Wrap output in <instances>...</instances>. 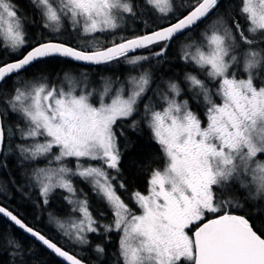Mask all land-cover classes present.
Masks as SVG:
<instances>
[{
    "label": "snow or ice",
    "instance_id": "obj_1",
    "mask_svg": "<svg viewBox=\"0 0 264 264\" xmlns=\"http://www.w3.org/2000/svg\"><path fill=\"white\" fill-rule=\"evenodd\" d=\"M29 3L42 29L51 33L59 34L67 22L79 35L95 40L94 34L108 33L113 39L107 46L87 47L59 39L31 42L28 17L14 0H0V50L17 57L0 61V84L13 83L11 90L0 93V170H7L8 158L18 154L17 166L26 181L16 186L11 178L0 183V192L8 191L9 182L17 191L33 188L46 206L55 189L64 190L71 213L67 218L49 213V224L81 247L90 244L89 234L119 233L122 264H264V233L234 211L251 203L257 215L264 212V83H255L264 75V47H259L264 44V0H240L238 16L221 11V0H182L179 6L173 0ZM149 9L159 14L154 30L144 21L143 33L132 29L130 36L122 34L129 18L136 21ZM29 22L36 24L35 19ZM174 41L178 58L193 69L183 76L191 94L186 99H179L185 88L173 78H161L152 88L153 72L143 67L153 60L155 67L166 63ZM56 59L95 66L123 62L141 70L125 81L102 76L101 87L83 72L78 78L65 73L66 87L64 81L50 83L45 74L31 80L21 76ZM201 104L206 124L193 108ZM9 115L16 123L6 126ZM121 121H130L134 132L141 125L147 128L164 157L163 170H151L147 195H132L138 211L117 190L125 189L119 179V138L125 132L116 131ZM70 160L75 168L68 166ZM40 161L43 167H25ZM73 178L87 183L108 207L111 223L103 224L92 214L88 194L74 186ZM0 215L66 264H84L2 205ZM3 247L10 250V264H27L17 240L3 237ZM94 251L103 256L105 249L97 244Z\"/></svg>",
    "mask_w": 264,
    "mask_h": 264
},
{
    "label": "trees",
    "instance_id": "obj_2",
    "mask_svg": "<svg viewBox=\"0 0 264 264\" xmlns=\"http://www.w3.org/2000/svg\"><path fill=\"white\" fill-rule=\"evenodd\" d=\"M14 2L19 5L21 14L28 17V21H26V31L27 39L31 42L37 40L43 41L46 39H59L76 47L73 44L74 38L93 40L92 36H82L76 32H72L74 38L70 39V42H68L67 40L62 39L60 33H51L48 30L42 29L39 14L35 12L34 8L29 3V0H14ZM136 2L143 4V0H136ZM181 2L182 0H173V3L177 6H179ZM239 4L240 0H221L220 10H230L232 15L238 16ZM150 11V9L145 11V14L136 21L129 18L130 22L134 24L137 34L143 33L145 30L144 21L148 22V26L152 30H154L160 22L159 14L155 12L151 13ZM33 19L36 21L35 26L29 22ZM153 20H156L155 23L152 22ZM240 23L245 26L246 30L247 25L245 24L243 18H240ZM66 28L68 33H70L71 31L68 24H66ZM131 34L132 33H128L125 35L130 36ZM94 35L95 40H99V46H107L113 37L111 35L106 37L105 33H96ZM262 45L264 46V44ZM142 51L143 50H140L136 54H141ZM178 57L179 45L174 41L172 46L168 49L167 62L162 66L155 67V60L150 63L146 62L147 65L145 69L150 68L153 72L152 88L156 87V84L161 80V78L165 80L173 78L180 81L181 86L185 88L186 91V85L183 84V76L185 72L193 71V69L191 66H186ZM16 58L17 57L15 56H10L3 50L0 52V61L8 62ZM72 66L91 67L90 65H82L76 62L56 59L51 60L46 64H37L30 68L26 73H21V76L24 79L31 80L37 74H45L51 78L50 83L56 84V82L60 80L61 73ZM125 66L127 65L123 62H120L119 64L113 63L109 66L93 65V67H96L97 69H104L107 71L111 70L113 72L116 68L119 70ZM57 75H59V79H57ZM12 88V80H7L5 83L0 85V93H4ZM150 94L151 92L148 93V95ZM2 106L3 105L0 104V107ZM142 107L143 106L141 105V110ZM15 123L16 117L14 115H9L5 120L6 126L7 124L14 125ZM129 123L130 121H121L116 128L117 132H119L121 128H123L125 132V136H121L119 138L120 150L122 153V160L120 164L121 173L119 179L124 182L125 189L118 188L117 190L126 203L130 204V206H134V202L132 201L133 193L136 191L141 193L147 191V182L151 175V170L163 168L164 157L160 150V146L152 139L151 133L147 128L141 125L140 129L134 132L128 128ZM17 159L18 154H14L8 158L7 170H0V183L8 182L11 178L15 179L16 186H23L26 183L21 176L22 169L17 166ZM3 162L4 157L1 156L0 164ZM44 163V161H40L36 164H26L25 167L30 170L32 167L42 166ZM8 172L11 173V177L7 175ZM79 183H82L84 186V192L88 194L92 214L103 224L111 223L113 217L108 207L97 200V198L92 194L90 186L87 183L82 181H79ZM16 186H13L10 182L8 183V191L6 193L0 192V204L13 211V213L21 218L27 225L39 230L46 237L57 243V245L66 251L77 255L80 259L89 264H118V261L119 264H122V261H120L118 256L119 233L113 231L105 235L101 230V234L98 235L99 243L103 245L105 252L103 256H98V254L94 251L93 246H90V244L83 247L72 245L66 237H62L58 234L55 225L49 224V213L60 218L67 217L71 213V206L64 200L65 192L63 190L55 189L49 196V203L45 206L38 197V193L35 189L23 187L22 191H17ZM29 193H31L30 196L28 195ZM37 204H39V207H37ZM244 206L245 207L242 209H235L234 211L237 214L245 215L250 220V223L254 225V230L258 233H264V212L257 215L251 203L245 204ZM62 207L63 209H61ZM101 212L104 213L103 216L100 215ZM3 237H12L21 244L25 252L24 259L27 264H64L1 216L0 264H10L12 259L10 256V250L3 247ZM29 251H31V255L28 254Z\"/></svg>",
    "mask_w": 264,
    "mask_h": 264
},
{
    "label": "rangeland",
    "instance_id": "obj_3",
    "mask_svg": "<svg viewBox=\"0 0 264 264\" xmlns=\"http://www.w3.org/2000/svg\"><path fill=\"white\" fill-rule=\"evenodd\" d=\"M150 12L151 13H154L152 11H150ZM155 21L156 20H153L152 22L155 23ZM66 24H67V22H64L63 27L61 28V31H60V35L62 36V39L67 40L68 42H70V39H73L74 36H73V33L72 32L68 33L67 28H66ZM132 29H135V26H134L133 23L130 22V19H128L127 22H126V30L125 29H122L121 32H122V34L132 33ZM105 34H106V37H108V36L111 35V34H108V33H105ZM112 39H113V37H112ZM98 41H96V40H88V39H83V38H78V39H75L74 38L73 39V44L76 47H87L88 45L93 44V43L98 44ZM259 47H264V46L263 45H259ZM0 52H1V50H0ZM146 65H147V63L144 62L143 67L146 68ZM90 66H91L90 68L89 67H81V66H72V67L68 68L67 70H65V71H63L61 73L60 80L58 82H56V84L59 85L62 81H64L65 82V87H66L67 84H66V81H65V73H69L70 76H76L78 78L79 74L83 72V73H87L89 75L91 81L94 83V85L96 87H101L100 79H101L102 76H104V77H111L113 80L119 78L121 81H125L129 75H137L139 73V71L141 70L139 68L133 69L131 66L127 65L124 68L119 69V70H118V68H116V70L113 72L111 70H108L107 71V70H104V69H97L96 67H93V65H90ZM241 74L242 75L239 78H244V74L243 73H241ZM201 79H203V76L201 77ZM255 83H256V86L257 87L261 86V84L264 83V75H261L255 81ZM209 86L210 87H213V85H209ZM213 91H215V87H213ZM151 95H152V93L149 96H151ZM190 95H191L190 93H188L187 91H185L181 95V97L179 99H186ZM217 98L220 99L219 97H216V98L214 97V99L216 101H217ZM93 103H98V97H94L93 98ZM193 106H195V105H193ZM194 110H197L198 111V113L200 114V117H201L202 121L206 124V117L204 116L205 109H204L203 105L201 104V106L199 107V109H196L195 108ZM260 159L261 160H264V156H260ZM84 163L85 164H88L90 162L89 161H84ZM43 166H44V164H42V166H40V167H43ZM68 166L69 167H72V168H75V161L74 160L68 161ZM160 170H163V168H161ZM79 181H82V180H80L79 178H73L74 186L78 190L79 189H83V192H84V186L82 185V183H79ZM118 182L119 181H117V183ZM142 194L147 195V191L146 192H142ZM65 195H67L66 192H65ZM128 205L130 206V204H128ZM130 207H132L134 211H138V209L136 208L135 204H134V206H130ZM261 207L264 208V205H261ZM61 209H63V207ZM67 217H64V218H67ZM194 229L195 228L193 227L191 229V231H194ZM119 238H120V234L118 236V242H119ZM91 242H93V243H91ZM97 244H100L99 243V237H98V235H96V234H90V246H93V249H94ZM75 246H78L79 247V245H75Z\"/></svg>",
    "mask_w": 264,
    "mask_h": 264
},
{
    "label": "water",
    "instance_id": "obj_4",
    "mask_svg": "<svg viewBox=\"0 0 264 264\" xmlns=\"http://www.w3.org/2000/svg\"><path fill=\"white\" fill-rule=\"evenodd\" d=\"M12 61V60H11ZM11 61H8V62H11ZM77 63V62H76ZM79 64H82V63H79ZM82 65H86V64H82ZM1 85V84H0ZM1 157V156H0ZM1 205V204H0ZM3 206V205H2ZM1 217H3L2 215H0ZM4 219H6L7 220V218H5V217H3ZM8 222H10L9 220H7ZM11 223V222H10ZM12 224V223H11ZM13 225V224H12ZM14 227H16L19 231H21L22 233H24L22 230H20L17 226H15V225H13ZM29 226V225H28ZM195 231V230H194ZM25 235H27L29 238H31L33 241H35L34 240V238H32V237H30V235H28V234H26V233H24ZM36 243H38L39 245H40V243L39 242H37V241H35ZM42 246V245H41ZM59 246V245H58ZM44 249H46L44 246H42ZM63 249V248H62ZM47 250V249H46ZM63 250H65V249H63ZM48 252H50L51 253V251L50 250H47ZM66 251V250H65ZM70 253V252H69ZM54 257H56L58 260H60L62 263H64V264H66V262H64L63 260H62V258H59V257H57L54 253H51ZM70 254H72V253H70ZM79 258V257H78ZM84 264H89V263H87V262H85L84 261Z\"/></svg>",
    "mask_w": 264,
    "mask_h": 264
},
{
    "label": "flooded vegetation",
    "instance_id": "obj_5",
    "mask_svg": "<svg viewBox=\"0 0 264 264\" xmlns=\"http://www.w3.org/2000/svg\"><path fill=\"white\" fill-rule=\"evenodd\" d=\"M241 75H242V74H241ZM201 77H202V76H201ZM203 78H204V77H203ZM209 85H212V84L210 83ZM215 98H216V97H215ZM216 102L219 103V102H221V101H220V99L217 98V101H216ZM193 108L195 109L196 107L193 106ZM199 115H200V114H199ZM208 218H209V219L212 218L211 214H209V217H208Z\"/></svg>",
    "mask_w": 264,
    "mask_h": 264
}]
</instances>
